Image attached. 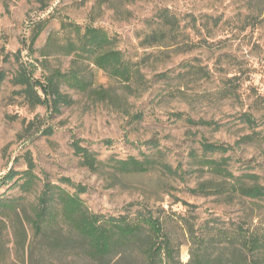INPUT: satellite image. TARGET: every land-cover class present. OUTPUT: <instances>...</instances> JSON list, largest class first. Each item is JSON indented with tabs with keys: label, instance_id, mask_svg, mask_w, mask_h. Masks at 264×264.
I'll return each instance as SVG.
<instances>
[{
	"label": "rangeland",
	"instance_id": "1",
	"mask_svg": "<svg viewBox=\"0 0 264 264\" xmlns=\"http://www.w3.org/2000/svg\"><path fill=\"white\" fill-rule=\"evenodd\" d=\"M112 2L99 8L96 0H0V179L10 170L24 171L30 158L39 179L37 192L49 183L72 194L71 183L84 190L79 197L92 213L118 215L128 205L140 204L155 216L174 218L180 259L186 263L188 244L178 216H193L196 225L213 218L225 225L264 222L263 202L192 193L204 182H221L202 170L200 141L231 147L224 156L228 170L235 176L255 174L264 183V0ZM162 8L179 19L192 46L189 52L141 64L144 85L139 89H127L89 60L77 58L75 70L89 89L81 92L62 83L68 105L53 110L47 82L72 68L69 42L77 43L87 27L99 29L114 49L139 63L160 51L144 48L140 40L149 31L145 21ZM186 64L205 68L210 80L186 75ZM19 65L43 105H35L16 85ZM226 76H236L238 101L215 96ZM243 112H250L258 124L254 135L240 122ZM247 135L252 139L242 142ZM76 142L100 162L97 172L81 165L72 148ZM143 156L157 162L147 173L122 175L110 167L115 160ZM10 186H0V196H24L22 219L29 218L36 195ZM3 222L0 264H91L78 253L50 254L47 243L36 240L25 222L24 232L19 224Z\"/></svg>",
	"mask_w": 264,
	"mask_h": 264
},
{
	"label": "trees",
	"instance_id": "2",
	"mask_svg": "<svg viewBox=\"0 0 264 264\" xmlns=\"http://www.w3.org/2000/svg\"><path fill=\"white\" fill-rule=\"evenodd\" d=\"M96 2L99 8L104 3H113L112 0ZM145 23L149 31L141 38L140 45L160 51L156 55H146L139 63L131 62L122 52L114 49L106 33L99 29L87 27L77 43L69 42L67 54L74 57L72 68L67 74L51 75L47 82V94L53 110L58 111L60 104L68 105V97L60 92L62 83L81 92L89 89L81 74L75 70L77 58L89 60L109 79L121 84L126 83L127 89H131L133 85L139 89L144 85L141 64L149 63L151 59L162 61V57L167 59L170 53L181 55L191 50L192 46L187 42L179 19L168 9L158 10ZM185 69L188 76L201 75L206 81L211 78L209 72L201 66L186 64ZM161 77L166 75L162 74ZM3 78L0 74V80ZM235 80L236 76H226L222 79L215 96L222 101H238L239 86ZM15 81L16 85L23 87V93L30 97L35 105H43V100L36 95L34 85L21 65ZM105 92L103 90L101 93ZM248 108L250 109V106ZM239 119L252 131L251 135H254L258 124L253 115L243 112ZM202 124L207 127L213 125L216 130L220 128L217 124L209 122ZM251 135L243 136L241 141H250ZM147 144L152 145V142ZM199 146L202 157L198 162L203 167L202 170L219 178L221 182H204L192 193L202 196L222 195L231 201L232 198H237L252 204L264 203V183H260L257 175L247 173L235 176L228 170V157L224 156L232 150L231 147L205 141H200ZM72 148L74 155L81 159L83 167L91 172L98 171L100 162L92 152L79 146L77 142L72 144ZM217 155L220 156L218 160L213 158ZM156 163L148 156H143L142 159L128 157L113 161L110 167L122 175L144 174L152 170ZM34 168L29 158L26 160L24 171L10 170L0 179V186L11 184L10 187H18L24 195H36V204L32 208L31 216H24L23 219L21 203L24 196H0V255L5 250L2 240V230L6 228L3 222L5 220L16 224L15 226L19 224L22 230L23 222L30 225L34 238L43 239L50 249V254L60 256L78 253L91 264H264L263 221L253 224L252 221L239 220L225 225L219 219L213 218L196 225L193 216H178L177 225L188 244L189 260L182 263L180 243L176 241L172 226L174 218L155 216L154 212L141 207L140 204H130L125 208L126 212L118 215L92 213L79 197L84 190L70 182L69 186L75 190L72 194L49 183L43 184L39 192L35 191L39 179L34 174ZM61 181L68 186L67 179ZM183 205L188 211H194L192 206Z\"/></svg>",
	"mask_w": 264,
	"mask_h": 264
}]
</instances>
